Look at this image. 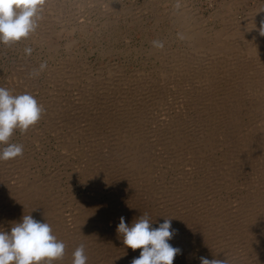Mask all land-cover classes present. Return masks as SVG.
<instances>
[{
  "label": "rangeland",
  "instance_id": "374dc122",
  "mask_svg": "<svg viewBox=\"0 0 264 264\" xmlns=\"http://www.w3.org/2000/svg\"><path fill=\"white\" fill-rule=\"evenodd\" d=\"M39 16L0 43V87L44 108L0 161V228L31 214L66 245L52 264L80 244L87 264H131L116 228L146 214L171 219L173 264H264V0H43Z\"/></svg>",
  "mask_w": 264,
  "mask_h": 264
},
{
  "label": "clouds",
  "instance_id": "9594fccd",
  "mask_svg": "<svg viewBox=\"0 0 264 264\" xmlns=\"http://www.w3.org/2000/svg\"><path fill=\"white\" fill-rule=\"evenodd\" d=\"M43 0H0V43L9 45L27 38L34 32L40 19ZM260 31H264V26ZM32 49L26 48V54ZM46 65L41 64V70ZM38 74V73H34ZM44 108L30 93L14 95L0 87V161L15 159L23 154V146L10 142L15 130L26 132L41 118ZM146 214L134 218L129 225L123 216L116 228L122 243L133 251L141 249L131 264H173L181 249L169 241L176 234L171 219L165 218L157 227L152 226ZM10 231L0 230V264H52L62 259L66 245L52 233L47 222L23 215L14 222ZM85 245L80 244L72 253V264H87ZM200 264H224L219 260L201 257Z\"/></svg>",
  "mask_w": 264,
  "mask_h": 264
},
{
  "label": "bare ground",
  "instance_id": "6f19581e",
  "mask_svg": "<svg viewBox=\"0 0 264 264\" xmlns=\"http://www.w3.org/2000/svg\"><path fill=\"white\" fill-rule=\"evenodd\" d=\"M233 21H234V20H233ZM230 24H231V23H230ZM230 24H229V25H230ZM237 24L239 25V23H237ZM237 24H236V25H237ZM238 25H237V26H238ZM241 25H242V24H241ZM239 26H240V25H239ZM239 26H238V28H239ZM228 28H229V27H228ZM242 29H243V28H242ZM247 29H248V28H247ZM258 29H259V28H258ZM236 30H237V29H236ZM255 30H256V29L251 30V31L253 32V31H255ZM248 31H250V29H249ZM257 31H259V30H257ZM257 31H256V32H257ZM194 33H195V32H194ZM194 33H193V34H194ZM196 33H197V32H196ZM198 33H199V32H198ZM216 33H217V32H216ZM249 33H250V32H249ZM249 33H248V34H249ZM254 33H255V32H254ZM250 34H251V33H250ZM258 34H259V33H258ZM201 35H202V34H201ZM190 36H191V35H190ZM250 36H252V35H250ZM257 36H258V35H257ZM188 37H189V36H188ZM196 37H197V35H196ZM253 37L256 39V36H253ZM258 37H260V36H258ZM258 37H257V38H258ZM190 38H191V37H190ZM190 38H189V39H190ZM218 38H219V37H218ZM192 39L195 40L193 37H192ZM198 39H199V37H198ZM256 40H258V39H256ZM195 41H196V40H195ZM200 41H201V39H200ZM261 41H264V40H261ZM193 42H194V41H193ZM196 42H197V41H196ZM198 42H199V41H198ZM198 42H197V43H198ZM255 43H256V42H255ZM203 44H205V42H204ZM213 44H214V43H213ZM213 44H212V45H213ZM198 45H199V44H198ZM213 47H214V46H213ZM216 47H217V46H216ZM208 48H209V47H208ZM225 48H226V47H225ZM243 48H244V47H242V48L240 47V49H243ZM262 48H263V47H262ZM249 49H250V48H249ZM198 50H199V47H198ZM207 50H208V49H207ZM226 50H227V49H226ZM204 51H205V50H204ZM248 51H250V50H248ZM254 51H255V50H254ZM246 53H247V52H246ZM206 54H207V53H206ZM208 55H209V54H208ZM174 65H175V64H174ZM262 102H263V101H262ZM243 112H244V111H243ZM234 114H235V113H234ZM136 128H137V127H136ZM179 133H180V132H179ZM202 139H203V138H202ZM229 139H230V138H229ZM133 148H134V147H133ZM187 150H188V149H187ZM155 155H156V154H155ZM106 165H107V164H106ZM117 168H118V167H117ZM127 172H128V171H127ZM198 246H199V245H198ZM186 257H187V256H186ZM120 263H121V262H120Z\"/></svg>",
  "mask_w": 264,
  "mask_h": 264
}]
</instances>
